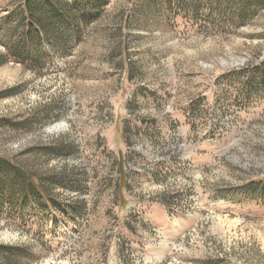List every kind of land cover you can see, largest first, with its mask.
<instances>
[{
  "label": "rangeland",
  "instance_id": "374dc122",
  "mask_svg": "<svg viewBox=\"0 0 264 264\" xmlns=\"http://www.w3.org/2000/svg\"><path fill=\"white\" fill-rule=\"evenodd\" d=\"M19 4L0 0V156L65 178L64 210L0 211V264H264V89L240 71L264 57V9L108 0L59 20L31 67L7 57Z\"/></svg>",
  "mask_w": 264,
  "mask_h": 264
},
{
  "label": "trees",
  "instance_id": "16d2710c",
  "mask_svg": "<svg viewBox=\"0 0 264 264\" xmlns=\"http://www.w3.org/2000/svg\"><path fill=\"white\" fill-rule=\"evenodd\" d=\"M165 3L167 9L184 10L193 18H202L203 11L208 9V15L221 17L224 11L231 8V21L238 18V23L254 16L264 9V0H153ZM108 0H20L12 16L16 20L13 34V44L7 47V57L13 60L30 64L33 67L43 61L39 53L40 43L56 35L59 20L76 28L78 20L71 14L72 10H79L78 17L88 13L97 14L107 4ZM87 12V13H86ZM76 24V25H75ZM54 32V33H52ZM40 47V48H39ZM245 76L246 88L255 93L264 89V57L258 62L241 68ZM260 89V90H256ZM118 204L125 206V191L127 190V176L124 161L119 156L118 171ZM65 178H54L34 173L28 167L21 166L11 159L0 156V211L20 218L38 216L50 218L52 209L56 206L63 209V205L52 195V188L60 184ZM253 192L264 196V178L251 184ZM77 210L76 208L74 209ZM66 211V210H65ZM128 228V227H127ZM3 253L12 258L20 253H28L15 247H4Z\"/></svg>",
  "mask_w": 264,
  "mask_h": 264
}]
</instances>
